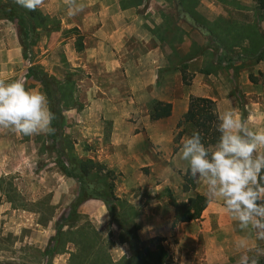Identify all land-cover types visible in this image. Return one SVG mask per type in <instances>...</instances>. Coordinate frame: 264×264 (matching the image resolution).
I'll use <instances>...</instances> for the list:
<instances>
[{"label":"crops","instance_id":"0c3cea01","mask_svg":"<svg viewBox=\"0 0 264 264\" xmlns=\"http://www.w3.org/2000/svg\"><path fill=\"white\" fill-rule=\"evenodd\" d=\"M138 1L124 0V8L121 0H77L83 11L69 21L63 16L70 0H44L40 8L51 17H61L63 24L83 36V51L77 50V38L69 45L84 55L82 63L88 60L85 67L92 77L87 111L103 121L98 149L87 159L119 175L115 193L136 209L139 247L146 243L151 252L166 253L165 264H238L241 253L234 247L235 240L247 236L260 247L264 241L241 231L222 201L209 200L199 219L174 226L170 196L178 201L196 194L207 197L203 182L192 177L194 185L184 191L189 171L179 148L192 132L185 121L192 96L214 101L217 114L237 109L251 127L264 128V11L255 0L132 4ZM168 7L176 8V17L167 13ZM181 7L193 9L197 16L184 15ZM41 32L40 40H52L59 33ZM11 40V50L22 55L18 33ZM156 102L171 104V116L153 121ZM79 214L98 223L93 226L109 242L112 263L129 264L130 246L120 241L121 229L112 223L106 205L89 200L80 206ZM161 237L165 240L159 242ZM67 250L55 255V264H69L76 247L69 243Z\"/></svg>","mask_w":264,"mask_h":264},{"label":"rangeland","instance_id":"374dc122","mask_svg":"<svg viewBox=\"0 0 264 264\" xmlns=\"http://www.w3.org/2000/svg\"><path fill=\"white\" fill-rule=\"evenodd\" d=\"M166 10L170 16H177L176 8ZM63 17L67 21L71 19L68 14ZM67 24H63L62 19L63 32L53 34L52 40H40L26 52L22 50L21 55L11 50V39L17 35L15 24L0 20V81L21 80L27 89L45 93L43 85L31 77V68L41 67L60 84L66 83L71 75L78 87L75 103L69 107L63 105L61 109L65 119L63 131L78 156L87 159L98 149L99 125L103 121L96 120V116L87 111L92 74L85 67L87 58L82 63L84 55L76 53L74 46L69 45L76 36L67 32L72 28ZM66 152L61 145L54 147L49 134L23 136L0 128V179L5 180L2 186L7 190L11 185L17 193L13 195L17 204L27 206L16 208L0 190V264H55V257L45 258L43 253L54 246L57 229L61 227L59 220L62 216L68 217L79 190V184L65 175L59 163L61 159L68 165ZM114 178L116 189L121 179L116 173ZM49 206L54 208L53 218H50ZM88 222L98 226L86 214L80 215L77 225ZM166 264L179 263L168 261Z\"/></svg>","mask_w":264,"mask_h":264},{"label":"trees","instance_id":"16d2710c","mask_svg":"<svg viewBox=\"0 0 264 264\" xmlns=\"http://www.w3.org/2000/svg\"><path fill=\"white\" fill-rule=\"evenodd\" d=\"M184 1V0H180ZM191 2L195 0H190ZM259 9L264 11V0H255ZM125 8L124 0H121ZM140 5L142 0L132 4ZM186 16H197L191 8H179ZM0 20H7L16 25L17 33L21 45L26 52L36 45L41 39V31L50 36L54 32L61 31V21L56 17H51L42 12L39 8L36 11H28L15 3V0H0ZM76 36V47L79 52L84 50L83 36L78 29L68 30ZM34 80L40 82L49 100L50 110L55 114L52 122L54 133L49 134V139L55 148L57 145L67 151L68 165L59 159L62 170L68 178L74 179L79 184V191L72 205L68 217L60 218L61 227L57 229V236L54 238L55 244L51 249L44 251L43 256L51 259L55 255L68 252L67 245L72 243L76 247V252L71 253L69 264H113L110 255V244L103 235L91 223H86L78 228L77 221L80 218L79 208L89 200L102 201L111 216L112 223L117 224L121 229L120 241L128 243L132 252L129 264H165L166 253L160 251L151 252L142 244L139 247L140 238L138 235V223L136 222V209L127 200L119 198L115 193V172L110 170L105 164L92 159L80 158L74 146L68 141L64 134L65 119L61 112L63 105L72 106L76 101V81L70 75L67 82L60 84L55 77L49 75L41 67H33L29 71ZM183 80L188 84V76L184 75ZM68 101V102H66ZM172 114V105L169 103L156 102L151 111V119L157 121L168 118ZM215 102L207 98H190L189 111L185 116V121L189 123L193 131H199L205 138L206 143L214 144L219 136L216 131L218 123ZM190 133V135L192 134ZM182 137V132L178 135V143ZM4 178L0 179V190L7 196L9 202L16 208L25 209V204L18 205L14 196L16 190L10 185V189L3 188ZM190 174L186 180L184 191L189 192L193 186ZM14 195V196H13ZM171 205L175 209L174 226L180 223H188L197 220L206 210L209 204L207 197L196 194L187 201H178L173 195L170 196ZM49 209L53 207L49 206ZM50 218H53L54 212ZM46 225V223H42ZM68 226L69 229L64 230ZM264 264V258L260 260Z\"/></svg>","mask_w":264,"mask_h":264},{"label":"clouds","instance_id":"9594fccd","mask_svg":"<svg viewBox=\"0 0 264 264\" xmlns=\"http://www.w3.org/2000/svg\"><path fill=\"white\" fill-rule=\"evenodd\" d=\"M28 11L41 8L44 0H15ZM83 11V5L70 0L68 15ZM55 114L45 93L27 89L21 80L0 81V128L32 136L52 134ZM219 136L208 144L199 131L180 142L179 156L190 176L202 181L210 201H222L224 210L238 222L241 231H250L264 241V128H253L237 109L218 114ZM241 254L238 264H260L264 247L252 245L247 236L234 241Z\"/></svg>","mask_w":264,"mask_h":264}]
</instances>
